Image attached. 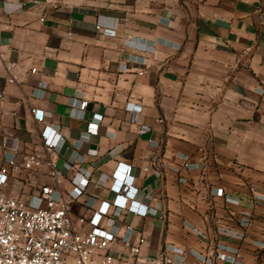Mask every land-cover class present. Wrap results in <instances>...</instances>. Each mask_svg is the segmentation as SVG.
I'll return each mask as SVG.
<instances>
[{
    "label": "crops",
    "instance_id": "0c3cea01",
    "mask_svg": "<svg viewBox=\"0 0 264 264\" xmlns=\"http://www.w3.org/2000/svg\"><path fill=\"white\" fill-rule=\"evenodd\" d=\"M50 1L0 0V167L11 153L6 137L19 139L18 160L23 151L48 156L42 129L59 126L53 161L63 193L79 165L90 173L72 206L76 229L88 230L91 208L114 198L109 182H98L122 162L132 165L136 199L166 213L121 215L119 235L130 224L132 242L150 241L142 255L171 245L190 264H216L220 243L241 264H264V200L250 190L264 189V0ZM80 99L88 101L82 117L71 104ZM34 108L43 110L42 122ZM97 117L98 133L89 134ZM48 171L46 163L31 173L17 168L5 192L28 198L54 185ZM115 247L125 252L115 254L119 264H133L126 244Z\"/></svg>",
    "mask_w": 264,
    "mask_h": 264
},
{
    "label": "built area",
    "instance_id": "2783aa9c",
    "mask_svg": "<svg viewBox=\"0 0 264 264\" xmlns=\"http://www.w3.org/2000/svg\"><path fill=\"white\" fill-rule=\"evenodd\" d=\"M61 1L51 0L50 5L58 7ZM97 28L100 29L101 25H97ZM105 31L115 33V29L112 28ZM31 70L36 71L35 68ZM9 81L13 82L15 78L11 77ZM2 96L3 92L0 91V97ZM71 104L73 112L82 117L88 101L74 100ZM33 112L35 119L42 122L43 110L34 108ZM100 120L101 118L97 117L89 122L87 127L89 134L98 133ZM42 137L44 146L52 153L44 156L37 151H23L20 160L17 158V153L21 150L19 139L6 137L4 140L3 145L11 153L5 158L6 166L0 167V264H119L115 254L118 252L125 255V252L115 247L119 239L129 247V254L134 258L133 264H190L181 253H178L177 258L174 255L177 252L171 245H165L155 255H142L143 246L149 245L150 241L141 235L137 242H132L133 227L130 224L126 226L124 235L118 234V229L123 226L120 217L125 213L139 217L150 214L160 218L166 217L165 211L154 209L136 199L139 187L134 183L132 165L127 163H118L111 175H101L98 184L105 186L109 182V189L113 192L114 198L111 201L103 200L97 207L91 208L87 222L90 225L88 230L76 229L72 218V206L85 193L90 182V173L79 165L73 175V188L64 194L61 189L63 172L53 161V156H59L60 144L63 141L59 126L45 125ZM74 157L78 164L85 161L77 154ZM45 163L49 166L48 174L54 180V185H43L28 198L5 192L8 177L17 168L31 173ZM65 164L68 169L74 168L70 163ZM187 167L205 169V164L188 162ZM162 173L159 169L155 171L157 177H162ZM256 187L255 185L250 188L251 193L256 199L264 200L256 194ZM215 193L224 196L230 203L239 204V199L226 195L223 188H217ZM243 214V225L250 226L252 217L247 212ZM80 221L86 222L85 218H81ZM105 221L111 222V229L105 226ZM192 229L201 237H206V234L197 228ZM217 232L223 236L241 238V235L223 228H219ZM216 249L220 250L214 258L216 264H241L233 255L226 253L231 251L227 245L218 243Z\"/></svg>",
    "mask_w": 264,
    "mask_h": 264
},
{
    "label": "rangeland",
    "instance_id": "374dc122",
    "mask_svg": "<svg viewBox=\"0 0 264 264\" xmlns=\"http://www.w3.org/2000/svg\"><path fill=\"white\" fill-rule=\"evenodd\" d=\"M257 186V185H256ZM256 194H258V195H261L262 193H263V191H264V189H263V187L262 186H257L256 187Z\"/></svg>",
    "mask_w": 264,
    "mask_h": 264
}]
</instances>
